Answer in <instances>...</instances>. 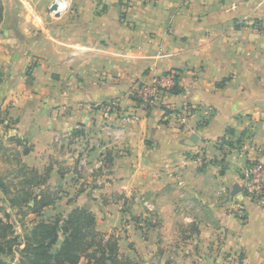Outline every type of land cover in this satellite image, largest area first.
I'll return each instance as SVG.
<instances>
[{
    "label": "crops",
    "instance_id": "obj_1",
    "mask_svg": "<svg viewBox=\"0 0 264 264\" xmlns=\"http://www.w3.org/2000/svg\"><path fill=\"white\" fill-rule=\"evenodd\" d=\"M3 1L0 140L25 177L48 174L44 218L89 208L143 264H264V209L228 206L264 163V0H72L62 16L54 0ZM171 71L181 92L142 109L134 89Z\"/></svg>",
    "mask_w": 264,
    "mask_h": 264
},
{
    "label": "trees",
    "instance_id": "obj_2",
    "mask_svg": "<svg viewBox=\"0 0 264 264\" xmlns=\"http://www.w3.org/2000/svg\"><path fill=\"white\" fill-rule=\"evenodd\" d=\"M174 72L170 94L178 95L181 76ZM27 175L14 190L0 179V264H79L83 259L87 264H134L120 255L118 239L96 231V218L89 210L75 208L65 218L46 220L43 211L56 204L58 194L50 189L47 173L40 176L31 169ZM8 209L21 217L22 235ZM31 215L37 219L27 229L24 220Z\"/></svg>",
    "mask_w": 264,
    "mask_h": 264
},
{
    "label": "built area",
    "instance_id": "obj_3",
    "mask_svg": "<svg viewBox=\"0 0 264 264\" xmlns=\"http://www.w3.org/2000/svg\"><path fill=\"white\" fill-rule=\"evenodd\" d=\"M53 6L57 10L52 12L54 16H62L72 10V0H54ZM177 73L169 72L163 77L155 78L149 85L140 86L132 92V97L139 106L149 111L156 108L165 96L171 93L176 83ZM130 119L128 122H132ZM182 123L185 119H181ZM241 192L235 197H229V211L238 219H245L247 206L245 200H249L264 209V163L252 160L243 170L240 180Z\"/></svg>",
    "mask_w": 264,
    "mask_h": 264
},
{
    "label": "rangeland",
    "instance_id": "obj_4",
    "mask_svg": "<svg viewBox=\"0 0 264 264\" xmlns=\"http://www.w3.org/2000/svg\"><path fill=\"white\" fill-rule=\"evenodd\" d=\"M7 7L11 8V4L10 2H7ZM10 13V11H8ZM52 13V12H51ZM4 14H5V6H4V1L0 0V26H2V24L4 23L5 19H4ZM53 15V14H52ZM17 22V21H16ZM8 24V23H7ZM5 28H8V25L6 27V23L5 25H3L2 27V31L5 30ZM31 70V68H29V71ZM9 76V75H8ZM6 78V73L4 71H0V83L2 82V84H4L5 79ZM2 91H0V97H1ZM1 103V102H0ZM11 107L10 105H2V103L0 104V114H5L7 110H9ZM12 109V108H11ZM4 110V111H3ZM0 128H2L4 131V136L10 137V134L12 133V129L10 128V124L7 122L6 116L3 115V119L0 116ZM7 129V130H6ZM5 137L0 140V179H3L4 182L12 189L14 190L17 187H21L22 185V180L24 179V170L20 168V166H16V165H12L9 162V159H11V157L16 156L15 153L12 152V148L10 147V144L8 143L7 140H5ZM15 158V157H14ZM15 166V167H14ZM15 170V171H13ZM12 172V173H11ZM26 176V175H25ZM14 192V191H13ZM14 194V193H13ZM146 201L144 200H140L139 203L143 204L145 207H147L148 209L150 208V206L148 205V203H145ZM6 208H8V206L3 205ZM83 208V207H80ZM89 210L96 218V214L93 213L89 208H84ZM9 210V209H8ZM16 211H11V217H12V221L13 223L17 226V231L19 235H22V230L19 227V225L17 224L18 220H21L20 216H16ZM49 214V215H48ZM48 214L46 215L45 219L46 220H50L53 219L54 217H51L52 215H50L51 213L48 212ZM63 217L61 214L58 215ZM136 219H133L135 222L134 224L138 226V221L140 219H137L138 217H134ZM146 218V217H145ZM142 218V221H139L140 224V228L145 229L146 231H148L149 229V224L148 223H152V224H156L158 225V220L155 217H149L148 219ZM147 220V221H146ZM36 220H34L32 217L28 216L24 222H25V228L28 229L29 225H32L33 223H35ZM21 230V231H20ZM96 231L99 232L100 234H103L107 237H115L116 239H118L119 242V251H120V255L133 262L134 264H143L141 263L139 260H137V258L133 257V253L132 252V248H129V245H125L124 247H120V241L122 237H125V235L123 234V230H113L111 231V233H104L98 230L97 227V218H96ZM146 231L143 232V234H146ZM119 235V236H118ZM55 250H57V248H55ZM146 263V262H145ZM170 262H168L169 264ZM79 264H87V261L85 259H83ZM171 264V263H170Z\"/></svg>",
    "mask_w": 264,
    "mask_h": 264
},
{
    "label": "water",
    "instance_id": "obj_5",
    "mask_svg": "<svg viewBox=\"0 0 264 264\" xmlns=\"http://www.w3.org/2000/svg\"><path fill=\"white\" fill-rule=\"evenodd\" d=\"M56 10H57L56 6H52V8H51V12H54V11H56ZM197 141H198V136H197V135H196V136H192V137L190 138V143H189V145H190V146H194L195 143H196ZM240 192H241V187H240V185H235V186L233 187L232 196L235 197V196H237Z\"/></svg>",
    "mask_w": 264,
    "mask_h": 264
}]
</instances>
